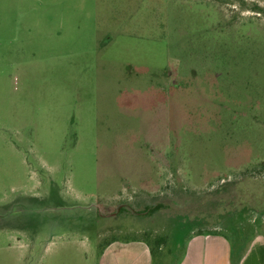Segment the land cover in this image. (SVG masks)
<instances>
[{"label":"rangeland","instance_id":"rangeland-1","mask_svg":"<svg viewBox=\"0 0 264 264\" xmlns=\"http://www.w3.org/2000/svg\"><path fill=\"white\" fill-rule=\"evenodd\" d=\"M263 210L264 0H0V264L239 255Z\"/></svg>","mask_w":264,"mask_h":264},{"label":"crops","instance_id":"crops-1","mask_svg":"<svg viewBox=\"0 0 264 264\" xmlns=\"http://www.w3.org/2000/svg\"><path fill=\"white\" fill-rule=\"evenodd\" d=\"M96 264H150L149 250L140 241L114 242L97 254ZM176 264H264V234L256 235L239 255L224 236L192 235Z\"/></svg>","mask_w":264,"mask_h":264},{"label":"trees","instance_id":"trees-1","mask_svg":"<svg viewBox=\"0 0 264 264\" xmlns=\"http://www.w3.org/2000/svg\"><path fill=\"white\" fill-rule=\"evenodd\" d=\"M160 207H161L160 205H157L152 208H148L147 211L149 213H153L157 211ZM121 211H123V209H121ZM213 235H218V234H213ZM167 243H168V238L166 236L155 237L152 239V244L147 243L149 247L150 264H157L158 262L157 260H159V258L161 262V258L164 256V254H162L160 251L162 250L163 245L167 246ZM168 251L169 250H167V254ZM160 262L158 264H160Z\"/></svg>","mask_w":264,"mask_h":264}]
</instances>
